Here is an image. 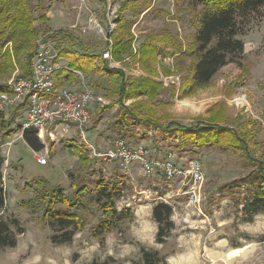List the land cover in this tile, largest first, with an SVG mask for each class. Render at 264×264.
Returning <instances> with one entry per match:
<instances>
[{"label":"rangeland","instance_id":"1","mask_svg":"<svg viewBox=\"0 0 264 264\" xmlns=\"http://www.w3.org/2000/svg\"><path fill=\"white\" fill-rule=\"evenodd\" d=\"M28 1L35 17L34 31L40 32L36 40L49 31L52 32L48 36L53 38L54 32L60 28L70 29L66 36L68 44L97 52L105 44L109 45L108 38L112 45L114 34H132L131 57L118 60L112 56L110 63L108 61L102 68L111 76L113 74L108 68L116 67L131 80H149L137 82L147 92L133 94L132 98L120 101L114 92L113 77L86 73L88 81L92 80V91L105 99L101 115L93 114V119L84 127L93 149L87 147L72 123L57 121L55 125H47L42 133L36 129L44 148L33 151L21 138L24 108L16 106L2 112L10 119L12 129L11 135L4 137L0 146L5 157L1 169V183L6 195L4 214L18 218L23 231L17 234L15 246L0 247V264H90L93 260L103 261L108 256L121 264H141L142 248L165 254V261L158 264H264V212L249 221L244 220L241 205L237 202L247 196L248 191L245 185L232 183L252 170L256 160L264 161V8L251 15L242 27L239 36L244 42V53L238 59L242 65L229 62L217 70L208 85L179 96L184 75L183 72L181 75L174 59L156 55L139 61L145 54L139 51L138 41L142 32L156 31L165 24H171V30L181 40L185 39L193 30L191 13L185 8L186 0H181L178 5L174 0H153L150 9L138 16L125 11L121 19L126 23L124 25L116 20L119 5L124 0ZM109 23L113 26L110 27ZM81 27H87L86 31L80 32ZM15 39L7 46L9 54L5 57L8 59L1 58L0 85L5 86L10 79L25 74L15 61L22 62L24 70H27L29 59L31 62L33 59L32 47L24 46L26 37L20 29ZM14 45L19 47L17 56H11L10 49ZM146 69L151 71L150 74L144 72ZM64 83H70L68 85L74 89L80 87L75 74L62 85ZM118 102L131 108L137 103L142 104L143 111L132 113L140 120L151 115L163 121L191 125L198 119L219 121L222 126L243 132L248 130L245 138L251 132L253 141L257 142L252 146L256 149L243 153L217 147H182L178 146L176 139L166 137L151 127L115 125L119 114ZM4 131L0 129V137ZM116 137H122L130 145L147 146L155 157L171 150L178 163H185V157L198 156L203 182L197 206L187 203L185 195L177 191L175 181L168 182L158 173L144 175L136 164L125 172L106 157L94 155L93 150L103 153ZM71 143L76 144L78 152L68 151L67 146ZM38 157H43V160L38 161ZM98 178L121 184V191L114 198L115 208L127 207L131 216L117 220L97 238L95 227L100 223L103 212L94 201L83 196L85 203L79 202L77 210L81 225L72 240L64 244L52 243V230L42 215L46 200L51 198L48 186L59 185L64 194H69L74 190L71 183L86 184L91 192ZM162 200L173 206L171 218L174 228L167 241L160 244L155 241L156 223L151 209ZM60 206L58 203L52 208Z\"/></svg>","mask_w":264,"mask_h":264},{"label":"trees","instance_id":"2","mask_svg":"<svg viewBox=\"0 0 264 264\" xmlns=\"http://www.w3.org/2000/svg\"><path fill=\"white\" fill-rule=\"evenodd\" d=\"M152 1H122L118 8L116 20L122 21L125 11H131L135 16L140 15L145 10L148 11ZM174 1L177 5L181 4V0ZM185 8L191 13L190 23L193 28L185 36V39L181 40L178 34L171 30V24H165L156 31L148 30L142 32L141 38L138 41L139 51L145 54L141 55L142 57L139 58V61L143 62L144 59L147 60L156 55L168 56L174 59L175 64L180 69L181 75L182 72L184 75L180 81L179 96L190 93L197 87L208 85L217 70L229 62H237L239 66L242 65L241 60L238 59L244 53V42L239 35L242 33L244 24L249 21V17L264 8V0H186ZM34 21L35 17L33 16L32 6L28 0H0V68H2L1 58L4 57L3 60L8 59L5 57V55L9 54L7 46L16 38L18 29L26 37L24 46H27L28 49L32 47L31 57H33L35 40L40 33L34 31ZM124 24L126 23L122 21V25ZM68 31L70 29L60 28L54 32L53 38L59 48L58 59L66 61L65 67L55 71V76L59 79L56 81V85H62L64 81L71 80L74 75L72 70L74 69L89 73V75L90 73H101L102 75L111 76L109 72L104 71L102 68V65H105L108 61L101 57L100 51L93 52L77 46L75 47L73 43L68 44L66 41V36L68 37L69 35ZM71 35L74 39H77L73 33ZM131 35H113L115 37L111 45V56L118 60L131 57L132 48L130 43L133 38ZM18 49L19 47L14 45L10 49L11 56H17L20 53ZM29 61L31 62V59ZM8 62L10 63V61ZM15 62V65L20 67L25 73L24 75L17 76H29L30 62L27 70H24L25 67L22 62ZM9 66V68L12 67V65ZM108 69L113 74L111 77L115 79L114 85L116 89L114 92H117L118 96L116 97L120 101L132 98L133 94L147 92L137 82L142 80L146 82L149 79L141 78L137 80L136 78V80H131V77L125 75L119 68L111 67ZM144 72L150 74L151 71L146 69ZM89 83L92 84L91 78ZM0 91H7V85H0ZM118 105L119 114L116 116L115 125L126 128L132 125H138L141 128L151 127L152 129L159 130L166 137L176 139L178 146L190 145L194 148L217 147L224 151L234 152L235 150H240L243 153H246V151L250 153L256 149L255 146H252L257 143L253 141L254 137L252 133L249 132L248 138H245L248 130L243 132L244 130L222 126L219 121L206 122L205 120L198 119L191 125H183L168 120L163 121L160 117L151 115H146L147 118L140 120L132 113L143 111L142 104L137 103L132 107L133 109L128 105L125 106L123 102H118ZM18 107H21V105ZM104 107L97 103L90 104V121L93 119V114L94 116H100L101 110ZM10 126V119L8 120V117L0 112V129H5L2 134L3 137H0V146L5 139L4 137L11 135L12 129ZM75 128L79 135L78 128L76 126ZM21 138L33 151H40L44 148V142L33 127L21 129ZM85 139L87 140L86 135ZM67 148L71 153L79 151L75 143H71ZM4 161L5 157L0 149V247L2 248L15 246L17 234L23 231V228L19 225L18 218L5 216L4 214L6 195L1 183V169ZM232 183L245 185L248 191V195L243 196L237 202L238 205H241L240 212L244 220L249 221L256 214L264 212L263 160H256L255 167L252 170L246 175L234 179ZM70 186L74 190L69 194H64V189L59 185L48 186V193L51 194V198L46 200L47 204L43 207L42 215L43 221L47 219L46 223L52 230L50 240L54 244H64L72 240L76 230L81 225L80 215L77 210L80 207L79 202L81 204L85 203L83 196H87L88 199L95 202L96 207L102 209L103 216L100 218V223L95 227L97 238H99V234L106 228L108 229L117 220L131 216L129 208L126 207L119 210L115 208L114 198L121 191V184L119 182H110L98 178L95 188H92L91 192L88 191L89 189L86 184L74 185L71 183ZM58 203L61 204L60 207L52 208V205ZM172 212L173 206L163 200L155 203L151 209L152 218L156 223L155 241L157 243H165L174 228L171 218ZM140 254L141 264H158L164 262L166 259L165 254L155 249L142 248ZM110 262H112L111 264H121L112 256H108L103 261L93 260L90 264H110Z\"/></svg>","mask_w":264,"mask_h":264},{"label":"built area","instance_id":"3","mask_svg":"<svg viewBox=\"0 0 264 264\" xmlns=\"http://www.w3.org/2000/svg\"><path fill=\"white\" fill-rule=\"evenodd\" d=\"M86 28L81 27L80 32H85ZM51 32L41 33L36 40L29 76L10 79L7 91H0V112L22 105L20 108H24V114L21 129L33 127L40 133L47 125H55L57 121L72 123L78 128L79 136L87 147L93 149L85 139L84 127L90 121L89 105H104V96L92 91L86 73L75 69L72 71L79 80V89L68 85L73 82L56 85L55 71L62 66L58 62L59 48L54 38L48 36ZM106 40L109 45L105 44L100 54L110 63L111 41L110 38ZM93 153L106 157L122 171L128 172L136 164L144 175L158 173L168 182L175 181L178 184L177 191L185 195L188 204L197 206L199 203L203 172L198 156L185 157V163H178L171 150L161 157H155L147 146L129 145L120 137H116L103 153H96L95 150ZM37 160H43V157Z\"/></svg>","mask_w":264,"mask_h":264},{"label":"crops","instance_id":"4","mask_svg":"<svg viewBox=\"0 0 264 264\" xmlns=\"http://www.w3.org/2000/svg\"><path fill=\"white\" fill-rule=\"evenodd\" d=\"M59 64L63 67V66H66V61L64 59H59ZM68 84V83H65V85Z\"/></svg>","mask_w":264,"mask_h":264},{"label":"bare ground","instance_id":"5","mask_svg":"<svg viewBox=\"0 0 264 264\" xmlns=\"http://www.w3.org/2000/svg\"><path fill=\"white\" fill-rule=\"evenodd\" d=\"M184 104H188V103L184 102Z\"/></svg>","mask_w":264,"mask_h":264}]
</instances>
